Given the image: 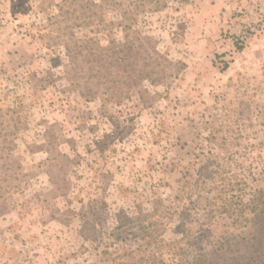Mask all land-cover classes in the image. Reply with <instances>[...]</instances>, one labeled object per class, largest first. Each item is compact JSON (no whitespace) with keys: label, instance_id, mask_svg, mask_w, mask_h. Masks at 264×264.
<instances>
[{"label":"rangeland","instance_id":"rangeland-1","mask_svg":"<svg viewBox=\"0 0 264 264\" xmlns=\"http://www.w3.org/2000/svg\"><path fill=\"white\" fill-rule=\"evenodd\" d=\"M155 1L0 0V186L20 185L0 202V264L91 263L118 226L116 246L136 247L125 233L152 211L170 213L153 232L176 238L212 205L208 186L189 195L227 152L208 142L210 123L237 117L244 138L264 141V0ZM137 36L171 64L153 81L133 75L132 58L118 64L125 77L106 76L112 49ZM202 235L209 256H241L228 221Z\"/></svg>","mask_w":264,"mask_h":264},{"label":"trees","instance_id":"trees-1","mask_svg":"<svg viewBox=\"0 0 264 264\" xmlns=\"http://www.w3.org/2000/svg\"><path fill=\"white\" fill-rule=\"evenodd\" d=\"M87 5L84 7V12L88 13L91 18L100 17L99 20L102 21L101 15L96 16L97 13L92 9L91 3L90 6L89 3ZM130 9L132 7L125 10L123 16H130L132 14ZM129 18L131 19V16ZM129 43V41L119 43L116 52L115 48L112 49L111 52L116 53L117 56L115 59L110 57L111 64L106 69V76L119 79L125 77L127 74L125 69L118 67V64L120 61L126 64L132 58L133 75L139 79L146 78L153 81L154 67L159 68L163 62L171 64L157 51L155 46L151 45L148 36H137L133 42ZM121 52L124 53L122 57L120 56ZM181 65L183 66V63ZM145 72H149V74L145 75ZM104 96L106 93H101L102 100H109ZM224 120H220L216 125L214 122L210 123L207 140L210 144L216 140L220 141L227 152L223 156L216 155L208 159L207 167L202 169L205 172L196 173L200 177V181L192 185L191 192H189L191 195L194 192L192 190L197 189L199 185H203V189L208 186L207 192L213 193L212 205L205 207L206 209L203 208L205 211H195L191 223L180 222L177 226L179 235L172 239L166 238L164 231L153 232L161 220L168 218L169 211L140 213L133 219V227L125 233L130 238L138 240L136 247L116 246L117 242L122 244L124 240L122 233L118 232L122 228L118 226L116 231H110L114 241L113 245L96 253L94 261L87 264H264V239L262 238V230H264V157L261 156L264 150V141L253 142L251 141L253 137L247 136L245 137L247 141L241 143V150L230 151L227 146L232 145L239 138L242 141L245 138L238 127L237 117L230 120L231 123ZM234 124L237 126V134L234 132L231 135L229 129ZM224 128L225 132L218 137L217 133ZM240 157L249 163L247 165L240 163L239 165L237 159ZM0 169L7 170L5 163H0ZM5 183L4 189L0 186V202L20 190V185L15 182L14 178L11 181L6 180ZM219 220L228 221L230 226L240 229L244 234L240 241L242 254L235 257V262L229 263L222 259H216V257H222L221 253L231 249L219 247L215 251V257L214 255L209 256L203 245V228ZM193 225H197V227Z\"/></svg>","mask_w":264,"mask_h":264}]
</instances>
